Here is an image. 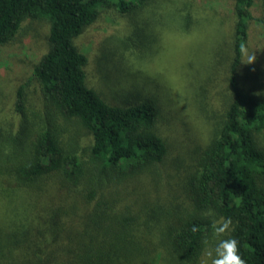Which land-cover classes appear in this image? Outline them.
<instances>
[{
  "label": "trees",
  "instance_id": "obj_1",
  "mask_svg": "<svg viewBox=\"0 0 264 264\" xmlns=\"http://www.w3.org/2000/svg\"><path fill=\"white\" fill-rule=\"evenodd\" d=\"M231 1L222 101L195 103L206 135L180 148L163 173L165 195L150 198L171 147L159 124L171 113L154 98L103 100L75 40L107 10L139 39L165 25L159 10L187 32L192 1L0 0V47L26 26L46 28L29 74L0 82V264H210L221 218L233 228L221 239L238 240L245 264H264V65L240 71L251 20L264 30V0ZM212 60L193 85H217L203 76Z\"/></svg>",
  "mask_w": 264,
  "mask_h": 264
},
{
  "label": "rangeland",
  "instance_id": "obj_2",
  "mask_svg": "<svg viewBox=\"0 0 264 264\" xmlns=\"http://www.w3.org/2000/svg\"><path fill=\"white\" fill-rule=\"evenodd\" d=\"M188 1H192L195 14H192L193 22L187 32L174 26L166 10H159L163 17H156V21H164L165 25L153 29L148 26L149 36L146 40L139 39L131 34V24L126 17L107 10L86 26L75 40L88 59L87 83L102 93L103 100L115 104L123 99L138 102L154 98L171 113V121H167L169 125L159 124L171 147L163 170L154 176L157 187L147 190L150 198L165 195L163 173L178 164L175 157L180 156V148L192 146L197 143V138L203 139L206 135L204 119L195 103L203 99L219 107L221 90L225 87L219 84L223 77L221 51L227 49L230 38L229 30L234 18L232 1ZM261 8L262 5L255 1L251 8L254 17L261 14ZM144 15L146 21L154 17L150 12ZM140 21V18H134L132 22ZM44 32L46 28L43 24L34 23L26 26V30H22L14 42L0 47V82L3 79L6 85L11 82L15 85L16 81L29 74L31 62L38 59L45 49L42 40ZM39 33L41 35L37 36ZM212 45H217L219 53L214 60V56L211 57ZM250 54L256 56L253 67L261 68L264 65V30L253 20L250 22L248 45L242 56L240 71L244 70V60ZM206 60H212L215 68L212 67L203 76L211 73L212 82L217 85H193L199 72H202L196 70L204 66ZM200 69L204 70L205 67ZM130 200L128 197L123 203Z\"/></svg>",
  "mask_w": 264,
  "mask_h": 264
},
{
  "label": "clouds",
  "instance_id": "obj_3",
  "mask_svg": "<svg viewBox=\"0 0 264 264\" xmlns=\"http://www.w3.org/2000/svg\"><path fill=\"white\" fill-rule=\"evenodd\" d=\"M255 61V54L247 55L244 60V66H251ZM232 230L231 218H221L219 221H213V235L219 242L214 248H206L205 255L210 264H245V261L239 254L238 240L235 238L221 239V237ZM205 244L207 245L208 242L205 241Z\"/></svg>",
  "mask_w": 264,
  "mask_h": 264
}]
</instances>
